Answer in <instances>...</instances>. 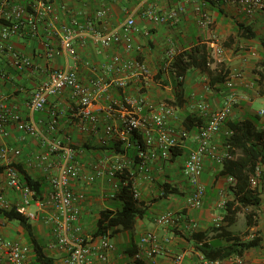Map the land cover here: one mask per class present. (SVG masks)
I'll use <instances>...</instances> for the list:
<instances>
[{
  "label": "crops",
  "instance_id": "obj_1",
  "mask_svg": "<svg viewBox=\"0 0 264 264\" xmlns=\"http://www.w3.org/2000/svg\"><path fill=\"white\" fill-rule=\"evenodd\" d=\"M55 1L59 8L65 9L60 10L57 21L48 18L42 23L38 38L19 35L12 39L14 49L32 59L31 67L19 70L12 64L10 56L0 55V112L3 106L17 109L24 118L35 122L39 129V134L34 136L8 123L3 131L0 130V142L21 151L20 154L12 152L10 159L42 182V197L45 198L51 191L50 178L57 174L58 166L65 158L63 149L51 152V144L60 141L70 145L85 174L92 173L96 166L107 170L117 159L124 158L123 154L108 147L115 143L122 148L125 146L122 140L106 132V126L112 124L123 127V115L136 113L139 99L171 105L174 114L170 116L169 123L178 132L185 126L187 115L200 116L202 108L209 111L221 108L226 101V83L219 91L208 84L207 76L200 69L188 71L181 79L173 67L175 54L197 43H206L209 47L212 68L227 69L229 74L234 70L241 71L242 76L236 79L235 85L239 101L234 105L229 119L252 118L258 129L264 128V86L259 83L260 75L255 72V69L262 68L264 61V6H257L249 12L245 0ZM179 5H183L184 9L175 23H154L143 16V11L149 6L163 12ZM198 5L207 9L213 19L207 28H201L198 24ZM99 9L106 10L102 17L96 16ZM72 15H78L81 21L74 40L75 53L61 51L53 57H47L43 42L49 38L53 44H58L60 24ZM129 15L136 19L132 34L135 43L141 46L139 52L130 54L122 44L100 46L92 39L91 31H110L119 27ZM217 49H221V52ZM115 54L124 58L135 56L147 65L150 73H118L108 69L107 63ZM67 67L77 68L79 79L85 85H90L93 79H102L107 85L104 91L92 87L94 100L89 109L98 119L96 124L83 115L81 106L68 89L60 95L51 96L43 110L33 111L30 108L32 93L50 71ZM123 78L127 79L124 88L116 85V81ZM53 109L57 110L59 120L55 132L49 128L50 111ZM82 124L86 129L81 128ZM227 129L225 124L214 137L215 143L221 145L225 142ZM194 146L195 141L190 136L175 147L180 150L179 155L151 161L148 177L139 171L135 145L126 150L124 155L132 162L125 171L128 170L132 175L133 184L140 193L139 199L147 208L145 215L137 219L134 229L109 232L117 245L110 254V264H139L136 253L141 254L140 259L144 264H204L200 258L202 252L197 249L198 241L188 226L191 220L198 225L199 244L205 241L226 244L230 242L229 237L236 235L243 240H249L254 235L260 238L256 246L245 250L242 255H233L240 256L242 263L224 258L219 259L220 264H264V163L260 164L261 172L256 185L261 198L259 204L240 212L237 221L227 226L228 233L225 234L214 225V217L225 212L220 203L226 200V195L233 197L230 189L225 187L230 186L227 176L219 174L221 164L205 158L200 176V182L206 188L204 203L199 208L186 207L191 185L182 169L188 151ZM46 153H49L48 159L40 160L39 156ZM2 164L0 161V166ZM111 182L107 174L94 183H86L82 179L72 182V190L85 195L79 203L81 212L76 220L67 221L62 211L50 205L38 207L34 202L27 205L29 212L37 214L35 219H29L56 264H66V252L54 246L57 240L55 221L65 224L71 237L79 233L98 237L94 233L99 212L107 208L116 210L122 206L119 199L110 196ZM165 182L176 187L177 192L162 195ZM0 191L5 193L11 207L23 203L20 192L6 186L3 170L0 171ZM167 210H173L179 217L178 221L175 225H158L156 216ZM246 211L254 212L251 226L247 225ZM148 232L156 233L160 240L170 237L164 249L153 256L146 254L148 245L141 242ZM0 234L26 241L21 227H17L13 221L0 226ZM179 253L184 255L181 261L176 260Z\"/></svg>",
  "mask_w": 264,
  "mask_h": 264
},
{
  "label": "built area",
  "instance_id": "obj_2",
  "mask_svg": "<svg viewBox=\"0 0 264 264\" xmlns=\"http://www.w3.org/2000/svg\"><path fill=\"white\" fill-rule=\"evenodd\" d=\"M264 0H245L248 11L252 12L257 6H264ZM65 7L59 8L55 0H0V55L11 57L12 64L19 70H24L32 66V59L14 49L12 39L14 36L27 35L30 38H38L42 23L48 18L57 21L60 18L61 11ZM184 6L168 11H158L153 6L147 7L143 11V16L154 23H175L179 20L180 13ZM61 10V11H60ZM198 13V24L201 28L209 27L213 19L207 9L201 5L196 6ZM106 13L105 9L96 11L97 17H102ZM77 27H81V21L78 15H72L69 20L60 24L58 44L48 38L43 42L47 57H53L61 51L75 53L74 40L77 34ZM136 27V19L129 15L125 21L110 31L93 30L90 32L92 39L100 46H110L112 44H122L126 52L135 54L140 51L141 46L136 44L132 31ZM221 52V49H217ZM173 53L171 52V56ZM107 68L115 72H136L140 71L149 74L147 65L137 59L135 56L124 58L120 54H115L107 63ZM241 71L234 70L229 74L226 81L227 95L224 105L215 110L209 111L202 108L201 116L204 123L196 131H190L186 126L175 131L169 123V118L174 114V108L166 102L152 103L139 99L136 113H126L123 115V127H117L112 124L106 126V132L123 141L125 147L135 145L131 136L135 131L142 133L143 146H138L136 160L139 171L150 175L151 161L161 158L166 160L171 158L173 148L180 146L184 139L192 136L195 141L194 148L190 149L185 157L183 164V175L191 185V193L186 201L187 208H199L203 205L206 197V188L200 182V176L204 168L205 158H209L218 164H223L226 159L233 157V147L226 142L218 145L214 142V137L218 135L226 124L232 112L234 105L239 101L238 93L235 90L236 79L241 77ZM183 78V76H179ZM116 85L125 87L127 79H118ZM97 88L104 91L107 85L102 79H93L90 85H85L79 79L78 70L75 67L55 68L48 76L41 81L31 95L29 106L33 111L43 110L48 99L51 96L62 94L66 89L70 91L73 98L82 108L83 115L88 117L93 123H97L96 115H92L89 107L94 100V90ZM262 112V111H261ZM8 123H13L16 127L30 135H38L39 129L35 122L24 118L17 109H10L3 106L0 112V130H4ZM58 112L53 109L50 111L49 128L55 132L58 129ZM82 129H86L84 124ZM231 130H226V137L231 134ZM63 149L65 152L64 161L58 166L57 174L50 178L51 191L44 197L35 196V191L27 184L22 182L21 172L10 159V154H20L19 149H11L0 142V161L3 162V175L6 186L20 192L23 203L15 207L19 212L26 214L30 219H35L37 214L29 212L27 205L34 202L38 207L50 205L55 209L62 211L67 221L76 220L80 215L79 203L84 199L83 193L75 192L71 188L73 181L82 179L86 183H94L98 179L108 175L112 180V189L110 196L115 197L121 187L127 183L120 175L132 162L123 154L121 159H117L107 170L96 166L92 173H84L82 164L76 160L74 149L70 145H64L57 141L51 144L50 151ZM49 153L39 156L40 160L46 161ZM261 172V166L257 165L254 175L251 177V185H257L258 175ZM227 181L234 183L235 178L227 176ZM133 193L139 197L138 188L133 184ZM225 201L220 203V207L225 211ZM0 208L9 209L11 205L4 192L0 191ZM224 213L214 217V225L220 226L223 222ZM178 215L173 210H167L159 213L155 222L160 226L175 225L178 221ZM5 219L0 215V226H3ZM57 240L54 246L63 249L66 252V264H110V254L116 250L117 245L109 234L98 235V237L84 236L77 234L69 236L68 228L65 224L55 221ZM190 230L196 231L198 225L191 220L188 224ZM141 242L147 244L146 254L153 256L164 249L165 243L170 242V237H164L160 240L156 233H146ZM32 256L31 246L21 239H11L0 234V264H30ZM183 254L176 256L177 261H181ZM136 258H141L140 253L135 254ZM200 258L204 264H220L219 259H209L203 253ZM228 259L242 263L240 256H230Z\"/></svg>",
  "mask_w": 264,
  "mask_h": 264
},
{
  "label": "trees",
  "instance_id": "obj_3",
  "mask_svg": "<svg viewBox=\"0 0 264 264\" xmlns=\"http://www.w3.org/2000/svg\"><path fill=\"white\" fill-rule=\"evenodd\" d=\"M211 62L212 56L207 44L197 43L175 54L172 64L179 76H184L192 69H200L207 76L208 84L220 91L224 88L223 86L229 77V71L223 68H212ZM255 72L260 75L259 83L264 86V61L262 62V68L255 69ZM262 92L264 94V88ZM184 123L187 129L196 131L202 126L204 120L201 115H187ZM226 124L232 133L226 137L225 142L233 147V157L223 162L219 174L223 176L231 175L235 178V182L230 184L233 197L225 201L223 222L220 226L215 225L216 229L222 230L221 232L225 234L228 233L227 226L237 221L240 212H243L249 206L259 204L261 200L259 191L257 186L253 187L251 185V177L255 173L256 166L264 163V128L258 129L255 120L252 118L228 119ZM131 139L135 142V148L138 152V146H143L142 133L135 131ZM108 148H112L114 152L124 154L130 147L122 148L120 144L115 143ZM179 152L180 150L173 148L171 157L179 155ZM15 165L21 172L22 182L35 191V196L42 197V182L29 174L22 165ZM1 170H3V166H0ZM126 171L120 177L126 179L127 183L121 187L115 196L121 201L122 206L116 210L107 208L99 212L94 235L109 234L110 231L113 233L119 229H134L137 219L145 215L147 207H144V203L139 197L134 196L132 175L128 173V170ZM177 190L176 187L165 182L162 195H168L171 192H177ZM253 213V211L245 212L248 226L253 224ZM0 215L6 222L14 221L21 227L22 235L32 249L30 264H56L55 258L47 252L45 245L37 236L34 225L26 214L19 212L15 206H12L9 209L0 208ZM192 236L198 241L197 249L209 259H224L235 254L242 255L245 250L256 246L260 241L257 235L249 240H243L236 235L229 237L230 242L226 244L208 243L206 241L199 244V231H193ZM136 260L139 264H144L140 258H136Z\"/></svg>",
  "mask_w": 264,
  "mask_h": 264
},
{
  "label": "rangeland",
  "instance_id": "obj_4",
  "mask_svg": "<svg viewBox=\"0 0 264 264\" xmlns=\"http://www.w3.org/2000/svg\"><path fill=\"white\" fill-rule=\"evenodd\" d=\"M257 106V105H256ZM229 184H231V182H228ZM226 187V189H230V186H225ZM225 189V188H224ZM227 199H229V196H227L226 195V200ZM14 222V221H13ZM5 224H7V222H4V224L3 225H5ZM14 224L17 226V227H19V224L17 223V222H14ZM18 234H20V232L18 231Z\"/></svg>",
  "mask_w": 264,
  "mask_h": 264
}]
</instances>
